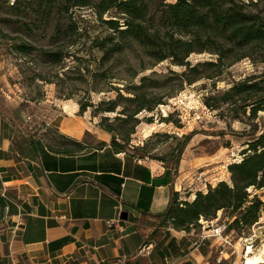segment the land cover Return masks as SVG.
Wrapping results in <instances>:
<instances>
[{"label":"rangeland","instance_id":"1","mask_svg":"<svg viewBox=\"0 0 264 264\" xmlns=\"http://www.w3.org/2000/svg\"><path fill=\"white\" fill-rule=\"evenodd\" d=\"M240 1L264 17V0ZM73 22H77L80 35L71 31ZM107 33L91 8L73 9L51 0H15L14 4L0 0V96L3 97L0 105L13 110L20 103L25 110L27 132L40 134L54 150L77 149L71 142L73 138L61 134L57 127L66 111L80 125L89 127L83 137L88 146L99 145L96 131L108 123L118 133L133 131L124 144L125 150L141 158L165 161L170 167L178 164L181 155L186 158L192 154H216L214 161L219 162L213 165L212 175L196 170L192 182L185 186L186 189L180 186L179 191H205L207 186L215 187L218 180L232 186L228 165L252 153L251 150L242 152L246 151L249 142L264 134V110L258 111L254 119L248 117V112H239L238 118H233L236 112L229 111L232 105L223 104L220 109H212L204 104V99L249 75L261 79L263 74L264 81V63L245 57L224 67L212 79L200 78L179 86L178 79L169 73V69L180 72L184 68L170 65L167 60L154 63L145 56L138 58L136 55L141 52L134 44L130 45L127 54L99 66L101 53L93 42ZM71 41L75 44L71 45ZM45 50L60 53L58 57L49 58L43 54ZM263 55L264 46L261 47ZM59 57L60 61L57 60ZM215 59L210 53L189 56L193 64ZM143 75L152 78L148 86H165L171 95L153 111L141 112L137 120L115 119L116 116L123 117L119 111L130 104L118 100L117 91L126 95V88L139 84ZM163 89L152 91L158 96L165 93ZM111 100H118L120 106L113 112L103 111ZM79 103L87 106L83 113H79ZM76 105V113H73ZM168 115L169 122L162 120ZM101 117L108 119L101 122ZM111 137L112 134L110 140ZM117 137L121 141V136ZM197 176L200 180H196ZM208 176H212V184H206L204 177ZM194 181L200 182V187L195 189ZM246 191L249 199L256 197L264 204V187L251 186ZM193 196L187 194L185 200L191 201ZM234 214L230 209L219 210L214 218L202 217V222L196 221L191 226L195 233L205 231L213 235L204 241L206 247L212 246L208 264H243L245 251L252 247L257 252L264 243V212L260 211L258 220L251 225H233Z\"/></svg>","mask_w":264,"mask_h":264},{"label":"crops","instance_id":"2","mask_svg":"<svg viewBox=\"0 0 264 264\" xmlns=\"http://www.w3.org/2000/svg\"><path fill=\"white\" fill-rule=\"evenodd\" d=\"M17 107L0 105V264H208L213 235L175 229L163 214L174 193L194 195L179 189L196 170L212 175L216 154L181 155L170 167L116 152L100 128L104 144L88 146L89 127L66 111L57 127L83 148L60 153L27 132Z\"/></svg>","mask_w":264,"mask_h":264},{"label":"trees","instance_id":"3","mask_svg":"<svg viewBox=\"0 0 264 264\" xmlns=\"http://www.w3.org/2000/svg\"><path fill=\"white\" fill-rule=\"evenodd\" d=\"M51 1L69 5V8L73 9L86 7L94 11L98 21L108 30L106 35L94 39L93 42V46L101 53L99 66L127 54L130 45L134 44L141 52L136 55L138 58L145 56L154 63L167 60L170 65L184 68L180 72L169 69V73L178 79L180 86L191 84L200 78L212 79L218 76L224 67L245 57L264 63V55L261 56V47L264 46V17L249 10L248 5H244L240 0ZM105 14L108 16L104 17ZM78 29L77 22H73L71 31L80 35ZM74 42L69 43L73 45ZM21 52H24L23 49ZM59 53L43 51L49 58L58 57ZM192 53H210L216 59L193 64L189 61ZM57 60L60 61L61 58ZM262 77L263 74L261 79H257L255 75L246 76L234 82L229 88L207 96L204 104L212 109H220L223 104L232 105L229 111L236 112L232 115L233 118H238L239 112L240 114L248 112V117L254 119L258 111L264 110ZM151 79L149 75L141 76L139 84L126 88V95L120 90L117 91V99L130 104L129 107L122 106L119 114L124 116H116L115 119L137 120L141 112L153 111L157 105L163 103L165 97L171 95V91L165 86L160 87L156 84L148 86ZM213 85L215 87V81ZM159 88H165L163 89L165 93L157 96L152 90ZM118 100L109 101L103 111H115L120 106ZM86 109L84 103H79V113ZM247 109L249 111H246ZM168 118L169 115L162 120L169 122ZM107 119L108 117H101V122ZM101 128L112 134L110 146L113 150L125 151L124 144L133 131L118 133L108 123ZM117 135L121 136V141H118ZM71 142L77 147L76 150L83 148L81 142L76 140ZM103 144L99 142V145ZM76 150L64 148L55 151L68 153ZM247 150H251L252 153L228 165L232 186L218 180L220 182L215 187L207 186L205 191H196L191 201L181 199L179 194L174 193L163 214L165 220H168L175 229L189 231L202 217L214 218L217 211L230 209L235 213L233 225L255 223L260 211L264 212V204L256 197L249 199L246 189L251 186L264 187V134L261 133L249 142L246 151L242 153L245 154Z\"/></svg>","mask_w":264,"mask_h":264},{"label":"bare ground","instance_id":"4","mask_svg":"<svg viewBox=\"0 0 264 264\" xmlns=\"http://www.w3.org/2000/svg\"><path fill=\"white\" fill-rule=\"evenodd\" d=\"M243 264H264V243L261 248L255 252L252 247H249L243 256Z\"/></svg>","mask_w":264,"mask_h":264},{"label":"built area","instance_id":"5","mask_svg":"<svg viewBox=\"0 0 264 264\" xmlns=\"http://www.w3.org/2000/svg\"><path fill=\"white\" fill-rule=\"evenodd\" d=\"M8 1H9L10 4H14V2H15V0H8ZM196 180H200V176H197L196 177ZM204 186L206 187V184ZM198 190H200V189H198ZM205 238H206V236L205 235L204 236L202 235L200 237V240L203 241Z\"/></svg>","mask_w":264,"mask_h":264}]
</instances>
